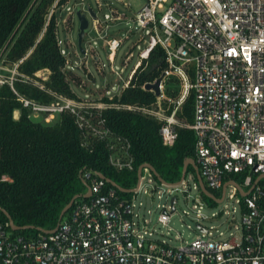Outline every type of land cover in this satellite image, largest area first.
<instances>
[{
  "label": "built area",
  "instance_id": "2783aa9c",
  "mask_svg": "<svg viewBox=\"0 0 264 264\" xmlns=\"http://www.w3.org/2000/svg\"><path fill=\"white\" fill-rule=\"evenodd\" d=\"M60 1H55L49 17ZM168 4V0H146L137 11V30L145 40L148 37V44L119 94L108 96L106 91L98 100L72 99L40 85L38 74L37 79L21 74L23 60L8 68L1 58L0 89L8 85L30 117L44 115L51 123L56 116H71L81 132L82 147L92 151L95 144L104 143L109 166L118 173L133 172L134 157L130 141L108 127L106 111L135 113L157 121L167 148L175 146L182 130L194 132L193 161L202 181L196 186L195 201L202 210L207 202L202 186L210 194L222 191V198L211 194L219 202L226 200V191L232 188L231 198L241 197L242 221L237 232L224 241L203 236L180 248L160 243L152 238L154 233L136 204L149 186L146 176L156 178L147 164L142 165L137 185L131 189L84 169L81 179L87 191L73 198L55 228H37L36 235L26 237L13 234L14 222L7 216L0 220V264H264V0H173ZM121 19L120 15L112 17L114 22ZM93 20L100 39L116 54L124 40L108 39L103 22L97 15ZM157 47L164 50L167 64L160 96L152 92L156 101L150 106L115 101L132 87L134 75ZM96 61L100 63L98 58ZM111 65L114 69V63ZM105 68V64L98 65L99 71ZM171 81L178 90L168 89ZM16 83L36 85L50 101L21 93ZM191 94L194 119L189 122L184 105ZM234 175L243 181L238 184ZM185 183L186 177L178 183L162 182L152 190H178ZM172 198L162 206L157 220L165 226L176 212L177 203L172 211ZM198 227L211 235L209 229Z\"/></svg>",
  "mask_w": 264,
  "mask_h": 264
},
{
  "label": "trees",
  "instance_id": "16d2710c",
  "mask_svg": "<svg viewBox=\"0 0 264 264\" xmlns=\"http://www.w3.org/2000/svg\"><path fill=\"white\" fill-rule=\"evenodd\" d=\"M55 1L0 0V58L10 68L23 60L19 72L33 79H37V73L48 71L49 77L43 82L47 89L79 99L65 71L67 60L59 46L57 15L49 17ZM66 2L61 0L58 8ZM166 66L164 50L155 48L134 75L132 87L115 101L152 105L156 96L143 86L160 78ZM15 85L29 97L50 101L33 85ZM193 106L191 94L184 105V116L190 122ZM16 110L21 111L19 120L14 119ZM105 118L113 132L130 141L133 172L118 173L110 167L104 143L95 144L92 151L83 148L81 132L71 116H59L54 126L33 122L11 88L5 85L0 89V208L16 226L28 227L21 232L37 233V228L55 227L64 208L86 189L81 179L84 169L131 189L144 164L153 166L165 182L175 183L182 179L185 163L195 160L196 138L190 130H182L175 146L167 148L159 134L161 125L153 119L116 110L106 111ZM189 170L194 168L190 165ZM1 215L0 220H7L5 214Z\"/></svg>",
  "mask_w": 264,
  "mask_h": 264
},
{
  "label": "rangeland",
  "instance_id": "374dc122",
  "mask_svg": "<svg viewBox=\"0 0 264 264\" xmlns=\"http://www.w3.org/2000/svg\"><path fill=\"white\" fill-rule=\"evenodd\" d=\"M168 1L169 4L173 2V0ZM145 4L146 0H67L65 5L56 10L58 38L62 41L63 55L69 60V65L68 67L66 65L65 71L71 79L72 90L78 98L98 100V98L103 97L106 91H109L108 96L120 93L124 82L139 62V54L148 44V37L146 40L143 38L144 34L137 30L139 25L135 22L137 11ZM79 11L86 16L90 23L83 43L85 50H87L86 55L82 54L78 48L80 22L77 12ZM90 11L95 13L103 22V27L109 36L108 39L114 36L124 40L116 54L110 52L106 42L100 39L95 30V22ZM114 15H120L122 19L114 22L112 21ZM96 58L101 64L106 65L103 72L98 70L100 63L96 61ZM113 63L114 69L111 65ZM37 74L38 79L36 81L40 85H44L42 80L48 79L49 72L41 71ZM118 75L122 76V80L119 79ZM178 88L179 86L175 81L168 84L170 91L178 90ZM20 114L16 111L14 118L18 119ZM56 118L51 123H47L44 115H39L37 118L31 116L33 122L52 126L58 123L59 116ZM193 119L194 117L191 121ZM185 177L186 183L178 187V190L173 187H166L153 191L152 188L159 187L162 182L157 178L151 179L146 176L145 182L149 186L141 192L136 204L140 209V214L148 221L150 230L154 233L152 238L173 248H180L186 243L203 238V236H205V240L224 241L236 233L242 221L241 206L238 202L241 197L235 196L232 199L233 189L228 188L224 202H215L207 198L206 204L200 210L195 201L199 194L196 189L199 182L197 172L189 170ZM232 179L238 184L243 181L241 176L234 175ZM261 185H264V181ZM85 188L84 192L86 193L87 187L85 186ZM144 191H149L153 195L144 193ZM211 194L217 198L223 197L222 191H211ZM172 197H176L178 200L176 212L169 225L165 226L157 220L162 211V206L167 204V201ZM140 202L143 204L142 207H139ZM199 210L201 215H199ZM168 212L170 213L171 209H168ZM198 225L209 229L211 235L203 232ZM13 234L28 237L36 235V232L16 231Z\"/></svg>",
  "mask_w": 264,
  "mask_h": 264
},
{
  "label": "water",
  "instance_id": "95a60500",
  "mask_svg": "<svg viewBox=\"0 0 264 264\" xmlns=\"http://www.w3.org/2000/svg\"><path fill=\"white\" fill-rule=\"evenodd\" d=\"M91 13V16L93 19L96 18V14L93 13L92 11H90ZM77 16L79 18V22H80V28H79V33H78V48L80 50V52L84 55H86V50L83 46V43H84V39H85V33L86 31L89 29V20L86 18V16L84 14H82V12H77ZM163 80V76H161L160 78H158L154 83H148L145 85V90L148 91V92H154L155 95L158 97L160 96L161 94V90H160V85H161V82ZM192 166L194 168V170L197 172V175H198V180L199 182H202L200 177H199V174H198V168L195 164V162L193 160H189L185 163V166H184V170H183V176H182V179L185 178L187 172H188V167L189 166ZM147 167L154 173L155 177L160 181V182H164L166 183L161 177L160 175L156 172V170L154 169L153 166L147 164ZM142 169H143V166H141L138 170V176L140 177L141 176V173H142ZM202 191L204 192L205 196L215 202H219L218 200H216V198L211 195L205 187L202 186ZM74 202V199L71 200V202L64 208V210L62 211L61 213V216L62 217L69 209L70 207L72 206ZM177 203V199L176 198H172L171 200V206H172V211L175 210V204ZM0 210L8 217V219H10L11 221H13L11 219V217L9 216V214L3 210L2 208H0ZM13 229L15 231H21V230H24V229H27L28 227L26 228H21V227H18L16 225L13 224Z\"/></svg>",
  "mask_w": 264,
  "mask_h": 264
},
{
  "label": "bare ground",
  "instance_id": "6f19581e",
  "mask_svg": "<svg viewBox=\"0 0 264 264\" xmlns=\"http://www.w3.org/2000/svg\"><path fill=\"white\" fill-rule=\"evenodd\" d=\"M30 85H33V84H30ZM34 87L38 88L36 85H33ZM39 89V88H38ZM84 97V96H83Z\"/></svg>",
  "mask_w": 264,
  "mask_h": 264
},
{
  "label": "crops",
  "instance_id": "0c3cea01",
  "mask_svg": "<svg viewBox=\"0 0 264 264\" xmlns=\"http://www.w3.org/2000/svg\"><path fill=\"white\" fill-rule=\"evenodd\" d=\"M18 112H20V111H18ZM20 116V115H19Z\"/></svg>",
  "mask_w": 264,
  "mask_h": 264
}]
</instances>
